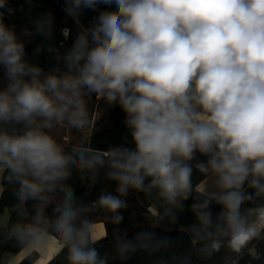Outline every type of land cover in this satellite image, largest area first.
<instances>
[{
	"label": "clouds",
	"instance_id": "clouds-1",
	"mask_svg": "<svg viewBox=\"0 0 264 264\" xmlns=\"http://www.w3.org/2000/svg\"><path fill=\"white\" fill-rule=\"evenodd\" d=\"M100 5L63 55L48 48L57 60L48 71L26 58L25 37L50 39L52 13L18 34L0 11V190L11 192L17 217L10 225L0 217V264H17L21 252L20 264H39L50 246L48 264H126L137 253H160L156 264L261 260L264 0H65L64 11L79 24L83 9ZM69 34L62 29L65 40ZM100 101L125 114L122 143L67 147L60 130H83ZM101 173L116 187L94 205L116 225L132 192L163 209L157 224L175 223L191 199L187 247L163 255L178 241L152 227L117 235L114 254H101L91 205L69 183L96 182ZM197 174L208 178L203 191Z\"/></svg>",
	"mask_w": 264,
	"mask_h": 264
},
{
	"label": "trees",
	"instance_id": "trees-1",
	"mask_svg": "<svg viewBox=\"0 0 264 264\" xmlns=\"http://www.w3.org/2000/svg\"><path fill=\"white\" fill-rule=\"evenodd\" d=\"M114 7V6H113ZM65 3L61 0H7V7L0 9L3 12V21L7 26H15L18 34H22L25 29L34 31L33 21L45 12H51L54 17L53 32L50 39L45 40L40 35H33L32 37H25L29 42L26 45L27 59L42 67L45 71L54 68L57 64L56 53L48 51L49 47H54L59 54L63 55L69 49L78 34L80 27L91 26L94 18L98 12L105 9L104 5H100L97 11L90 9H83L79 16V24L72 18L66 15ZM9 9L11 11H9ZM68 28L70 34L67 40L62 35V29ZM43 44V48L39 53L35 49ZM2 75V73H0ZM89 122L87 126L90 128L89 136L81 139L79 145L73 140L64 143L67 147L85 146L89 149L108 150L111 146L120 145L122 138L126 135V129L123 125L125 114L115 106L108 108L103 101L98 102V105L91 106L89 109ZM131 146V145H130ZM204 160V157H199ZM207 178H201L198 174L194 177V183L197 187ZM74 188L76 196L85 204L91 205V210L88 212V219L93 224L103 223L106 229V235L98 239L101 254L108 252L113 255L112 245L114 238L117 235H127L132 237L136 232L141 230H148L154 227L159 236H167L178 241V247L171 250L169 253H164L165 256H170L173 252L180 251L187 247L188 237L185 231L186 226L191 225L195 217L193 216L190 205L192 200L185 202L184 210L178 212L175 223H170L167 218L155 223L157 217L162 214L163 209L155 202V200L146 199L142 194L132 192L127 197L128 207L122 211L123 220L119 225L112 223L110 216L102 209H97L94 201L102 191H113L116 187L114 182L108 181L103 173L96 182H81L76 176L69 181ZM15 200L10 191L4 190L0 198V214L5 209H13ZM154 209L155 211H152ZM213 213H218L220 208L218 205L212 206ZM51 209H49V212ZM17 219H11L7 225L15 223ZM10 243L4 245L9 247ZM2 250V249H0ZM257 250L261 253V260H252L251 257L245 256L240 264H264V242H260ZM160 253L149 256L145 253H137L126 264H156L160 257ZM223 255V253H221ZM40 258V257H39ZM24 258L21 260L23 261ZM217 264L219 257L215 258ZM20 264V261L17 263ZM28 264V261H25ZM48 264V263H47ZM55 264H62V258H57ZM109 264H120L118 260H110ZM194 264H201V262L194 258Z\"/></svg>",
	"mask_w": 264,
	"mask_h": 264
},
{
	"label": "crops",
	"instance_id": "crops-1",
	"mask_svg": "<svg viewBox=\"0 0 264 264\" xmlns=\"http://www.w3.org/2000/svg\"><path fill=\"white\" fill-rule=\"evenodd\" d=\"M208 184H209V181H208V178H207L206 180H204V181H203V182L197 187V189H198L199 191H203V190H205V189L208 187ZM201 186H202L203 188H200ZM0 192H2V194H3L4 190H0ZM2 194H0V198H1ZM9 210H12V209H9ZM152 211H155V210L152 209ZM92 227H93V229H94V234H95L97 240L100 239V238H102V237H104V236L106 235V229H105V226H104L103 223L93 224ZM53 252H54V248H52V247L50 246L48 254H47V255H42V256H40V258H39V264H47V263L49 262V259H50L51 256H52ZM26 255H27V253H25V252H21V253L19 254V257H18V261H17V263H18L19 261H21Z\"/></svg>",
	"mask_w": 264,
	"mask_h": 264
},
{
	"label": "rangeland",
	"instance_id": "rangeland-1",
	"mask_svg": "<svg viewBox=\"0 0 264 264\" xmlns=\"http://www.w3.org/2000/svg\"><path fill=\"white\" fill-rule=\"evenodd\" d=\"M90 128L86 127L81 131H76L73 129H68L67 127L63 128L59 132V138L63 143H68L69 140H73L77 145L80 144L81 139L87 138L89 136Z\"/></svg>",
	"mask_w": 264,
	"mask_h": 264
},
{
	"label": "water",
	"instance_id": "water-1",
	"mask_svg": "<svg viewBox=\"0 0 264 264\" xmlns=\"http://www.w3.org/2000/svg\"><path fill=\"white\" fill-rule=\"evenodd\" d=\"M63 3H65V0H61ZM0 217H3L4 224L7 225L11 219H17L15 215V208L12 210L5 209L1 214Z\"/></svg>",
	"mask_w": 264,
	"mask_h": 264
},
{
	"label": "bare ground",
	"instance_id": "bare-ground-1",
	"mask_svg": "<svg viewBox=\"0 0 264 264\" xmlns=\"http://www.w3.org/2000/svg\"><path fill=\"white\" fill-rule=\"evenodd\" d=\"M200 188H203L202 186Z\"/></svg>",
	"mask_w": 264,
	"mask_h": 264
}]
</instances>
